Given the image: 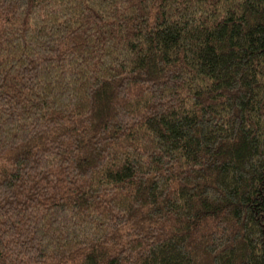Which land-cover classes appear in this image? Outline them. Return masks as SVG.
<instances>
[{"label":"trees","instance_id":"obj_1","mask_svg":"<svg viewBox=\"0 0 264 264\" xmlns=\"http://www.w3.org/2000/svg\"><path fill=\"white\" fill-rule=\"evenodd\" d=\"M0 264H264V0H0Z\"/></svg>","mask_w":264,"mask_h":264}]
</instances>
